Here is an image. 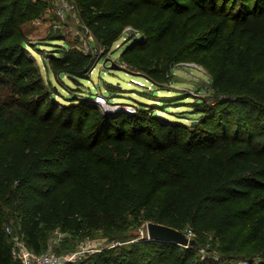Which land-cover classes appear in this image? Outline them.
Returning a JSON list of instances; mask_svg holds the SVG:
<instances>
[{
	"label": "trees",
	"instance_id": "trees-1",
	"mask_svg": "<svg viewBox=\"0 0 264 264\" xmlns=\"http://www.w3.org/2000/svg\"><path fill=\"white\" fill-rule=\"evenodd\" d=\"M76 1L104 47L132 29L127 57L173 50L177 62H197L226 44L212 81L221 104L193 133L59 105L22 28L48 2L0 0V83L13 80V97L0 103V264H18L5 229L12 219L38 253L57 229L132 241L77 264H199L191 248L131 230L146 221L191 229L197 241L214 234L227 253L252 246L264 264V0ZM87 64L76 53L52 58L56 75L84 79Z\"/></svg>",
	"mask_w": 264,
	"mask_h": 264
},
{
	"label": "rangeland",
	"instance_id": "rangeland-1",
	"mask_svg": "<svg viewBox=\"0 0 264 264\" xmlns=\"http://www.w3.org/2000/svg\"><path fill=\"white\" fill-rule=\"evenodd\" d=\"M69 1L75 4L73 12L60 16L56 7L48 2L22 27L28 45H33L27 47V53L35 59L32 65L41 75L46 89H49L52 101L59 105L83 102L95 106L103 115L121 114L138 120L135 123L144 121L153 127L158 121L180 125L185 133L200 129L205 110L221 104L212 89V81L225 63L226 44H222L217 51L203 54L197 62H177L173 50L159 59H147L142 54L137 58L127 57L124 52L131 44L129 37L132 29L127 30L111 48H106L84 20L81 4L76 0ZM208 31L201 35L207 36ZM70 53L88 57L84 71L86 78L76 77L78 83L69 75H56L52 68L53 57H64ZM171 60L175 63L170 65L169 71L154 76L156 70ZM12 81L5 78L0 83L1 104L13 97ZM98 98H103L105 103L98 102ZM215 118L219 120L220 115L215 114ZM149 222L131 230L138 232L143 239L144 233L147 235ZM8 228L12 235H20L15 220L6 223V231ZM51 233L48 246L53 252L62 255L78 253L77 261L69 264H77L92 254L132 242L122 244L112 241L105 230L86 234L57 229ZM185 233L188 234V231ZM189 238L195 239L194 236ZM185 247L192 249L199 264H258L260 260V254L248 245L239 244L232 253L223 251L214 234L197 241L196 245ZM16 260L18 264H23L20 259Z\"/></svg>",
	"mask_w": 264,
	"mask_h": 264
},
{
	"label": "built area",
	"instance_id": "built-area-1",
	"mask_svg": "<svg viewBox=\"0 0 264 264\" xmlns=\"http://www.w3.org/2000/svg\"><path fill=\"white\" fill-rule=\"evenodd\" d=\"M52 3L60 16H64L67 12H73L75 9V4L71 3L69 0H43ZM97 99V98H96ZM99 99V98H98ZM100 103L104 104L105 100L100 98ZM8 233L12 235L11 229H7ZM187 236H194L192 230H188ZM13 243V255L15 259H20L23 264H69L77 261V254H58L52 251L51 247L42 252L38 253L34 249L30 248L26 241L21 235H12Z\"/></svg>",
	"mask_w": 264,
	"mask_h": 264
},
{
	"label": "water",
	"instance_id": "water-1",
	"mask_svg": "<svg viewBox=\"0 0 264 264\" xmlns=\"http://www.w3.org/2000/svg\"><path fill=\"white\" fill-rule=\"evenodd\" d=\"M75 83H78L76 77L70 76ZM147 239L172 241L179 245H196V239H190L187 234L181 230L166 226L163 224L149 222L147 224Z\"/></svg>",
	"mask_w": 264,
	"mask_h": 264
}]
</instances>
